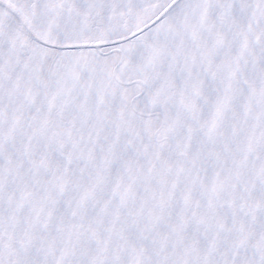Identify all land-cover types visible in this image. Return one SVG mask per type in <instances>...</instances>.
<instances>
[{
	"label": "snow or ice",
	"instance_id": "snow-or-ice-1",
	"mask_svg": "<svg viewBox=\"0 0 264 264\" xmlns=\"http://www.w3.org/2000/svg\"><path fill=\"white\" fill-rule=\"evenodd\" d=\"M0 264H264V0H0Z\"/></svg>",
	"mask_w": 264,
	"mask_h": 264
}]
</instances>
